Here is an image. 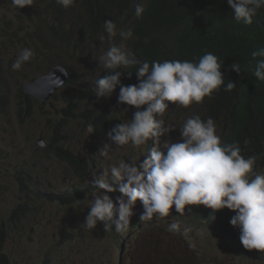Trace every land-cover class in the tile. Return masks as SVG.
<instances>
[{"label":"clouds","instance_id":"clouds-1","mask_svg":"<svg viewBox=\"0 0 264 264\" xmlns=\"http://www.w3.org/2000/svg\"><path fill=\"white\" fill-rule=\"evenodd\" d=\"M11 2L18 9L34 4V0H11ZM56 2L64 8H68L75 0H56ZM227 3L234 12V19L238 22L243 21L245 24H252L257 11L264 7V0H227ZM143 12L144 5L137 4L135 6L136 17L140 18ZM103 28L107 33L110 46L100 56L98 62L101 68L93 76L91 92L94 99L85 98L90 106H94L97 99L110 97L114 90L119 88L117 102L135 106L138 110L129 122L118 123L119 120H117V124L110 128L107 136L111 143H106L101 148L100 155L107 156L112 149V144L117 147L129 144L138 147L144 145L149 139L155 140V138L172 131L176 127L165 126L163 120L156 119L168 108L172 110L174 106H180L184 114L195 115L187 118L183 126L179 128L182 137L181 142L168 143L166 150L161 151L158 138L155 145L143 153L138 160H129L131 162L121 160L118 165L103 169L95 176H93L92 168V165L94 167L93 159L89 166L87 158L79 155L87 160L88 169L92 172L90 179L93 178L92 184L97 188L91 189L86 196L98 190L92 194L93 199L87 205L90 211L81 227L91 231L99 221L103 223L105 231L108 232L113 229L114 225L115 234L124 235L121 238L122 242H124L125 236L128 237L127 239H132L135 234L137 243L140 239L150 237L151 233L158 238L165 237L166 240L170 241V246L173 242L182 244L180 250H174L175 248L172 246L171 248L173 249V256L177 257V254H181L183 259H186V256L192 258L195 250L203 253L201 247L189 241L187 232L196 227L198 230L204 228L207 237H212L209 236L212 233L211 235L214 236L212 238L218 239L222 246L229 248L239 264H255L257 261L264 260V167L257 165L255 156L248 158L242 156L238 144L221 145L220 136L217 134L219 130L215 121L211 117L203 118L199 113V108L193 106L194 102L201 106L204 98L206 96L211 97L212 93L219 90L221 86H224L225 91H231L235 87L233 81H229L225 85L224 75L221 71L222 61L215 54L208 52L200 57L198 62L188 60L153 61L151 64L147 61L142 62L125 45L126 40L133 37L131 28L120 30L118 33L116 24L112 20L104 21ZM118 36L123 40L120 45L111 42ZM99 40L103 42L106 38L101 35ZM33 56L34 52L31 49H22L12 63V69L14 71L20 70L22 65L32 59ZM251 56L256 60L253 75L258 80L264 81V48L252 51ZM257 57L260 59L257 60ZM132 66H138L135 73L139 83L127 85L121 82V76L124 72L115 71V69ZM56 67L63 70L65 78L62 84L48 96L49 99H55L54 95L61 89L65 91L64 86L70 70L61 62L60 64L56 63L47 72H41V75L37 73L32 79L22 81L19 87L23 93L38 101V104H44L48 98L39 99L25 92L23 89L24 82L34 83L38 78L50 74ZM230 67L237 73L241 70L236 63ZM102 69L112 71L100 77ZM127 73L129 76L132 74V72ZM3 89H0V92H4ZM84 90H89V88L84 87ZM81 91L83 92V90ZM86 94L87 92L84 96ZM142 106L146 107L142 108ZM80 109L76 111L77 114ZM107 111L113 116L109 110ZM58 118L59 116L56 119ZM55 123L51 125L53 126ZM66 123L60 128L63 127L64 129ZM106 130L105 126L102 133ZM38 146L43 148L41 151L45 157L60 159L44 153L47 148L44 141H38ZM262 147L264 149V144L259 147V150ZM63 162L65 161L63 160ZM256 171L258 174H255ZM25 172L24 175H20V171H18L15 177L16 181L18 176L21 177L22 183L27 184L28 189L30 176L28 172L27 174ZM122 180H126V183ZM75 181L77 185L81 184L76 179ZM71 188L79 187L67 189ZM115 191L122 195L117 196L114 203L108 193ZM137 203H142L143 211L131 218ZM192 205H204L212 209L213 213L223 208L233 210L235 215L231 217L230 224L235 227L230 231L231 234L222 237L214 235L212 230L207 227L199 225L191 227L185 223L189 217L182 225L187 211L189 213L192 211L191 207L186 209V206ZM170 213H172L171 216H169ZM149 223L151 224L150 227H148ZM143 230L145 232L142 235ZM126 232H128L127 235H125ZM176 233L182 234L185 239L175 240L173 234ZM112 242L114 244V240ZM162 243L167 245V243ZM206 244L204 242V247ZM128 247L133 248L131 242H128L127 250H129ZM114 248L118 251L116 245ZM121 249L122 247H120V253ZM108 258L111 260V257ZM105 261L108 259H104V263ZM205 261L204 264H208V260L205 259ZM116 263L118 264V262ZM196 264L201 263L198 261Z\"/></svg>","mask_w":264,"mask_h":264},{"label":"rangeland","instance_id":"rangeland-1","mask_svg":"<svg viewBox=\"0 0 264 264\" xmlns=\"http://www.w3.org/2000/svg\"><path fill=\"white\" fill-rule=\"evenodd\" d=\"M38 4L40 0H34L33 5L18 9L12 5L11 0H0V68L4 67L7 73L3 81L5 83L3 90L9 97L6 112L0 113V224L7 232L4 252L8 255L11 264H41L46 256L55 255L58 258L62 250L67 258L64 261L59 259L60 262L62 261L60 264H105L103 260L108 257L117 264L115 259L117 250L112 242L115 226L113 225V229L108 232L99 221L91 231L81 227L90 211L87 205L93 199L92 194L98 190L72 205H62L49 200V196L64 189L76 186L82 188L85 184L93 183V178L85 184L77 185L67 164L60 159L45 157L41 151L43 148L38 146V141L41 140L47 146L50 141L51 124L55 123L58 116L63 115L61 109L66 104L77 102V107H83L88 91L86 96H81V90L88 87L92 91L93 76L101 68L99 58L107 51L110 42L107 38L103 42L98 41L93 45V51L83 52L82 57L72 53L66 54L67 51L70 52L69 48L59 52L61 56L59 59L43 57L36 60L33 57L29 63L25 62L20 70L14 71L11 65L22 49L29 48L34 52L30 43L21 39L23 32L19 22L21 21L25 30L29 32L35 30L40 17L33 10L37 9ZM6 30L10 33L6 34ZM14 30L16 34L13 33ZM42 30L44 31V28ZM30 36L36 39L35 36ZM78 37L79 30L76 29L74 38ZM35 41L39 42L37 39ZM111 42L120 45L123 40L118 36ZM52 48L55 50L56 47ZM56 60L76 75L78 81L76 88L65 91L61 89L55 99L48 98L44 104H37L31 117H19L16 110V96L20 83L32 79L37 73L41 75V72H47L48 67L56 64ZM119 90L116 88L110 97L97 99L94 107L96 111L102 108L109 110L118 118L119 123H125L132 119L138 109L135 106L118 103ZM193 115L195 114H184L180 106H174L172 110L168 108L156 119L163 120L165 126L176 128L155 140L149 139L138 147H133L131 144L117 147L112 144L107 156H102L99 152L106 143H111L107 136L109 128L104 133L94 135L92 128L83 120H67L61 135L62 147L73 154L87 158L89 166L93 159L92 168L95 176L103 169L118 165L121 160L128 162L138 160L143 153L155 145L158 138L161 151L166 150L168 143L181 142L179 128ZM26 170L30 176L27 194L20 190L15 177L18 171L20 175H24ZM255 174L258 172L256 171ZM32 182L35 185L31 184ZM122 182L126 183V180ZM35 190L38 192L37 197L33 194ZM108 194L114 203L116 197L122 195L118 191ZM24 202L27 203L26 209L19 210L17 214L11 216L13 209ZM142 211V203H137L131 218ZM144 232L145 230L142 235ZM69 234L74 236L67 238ZM187 234L189 241L201 247L203 253L195 250L192 258L186 256V259H183L181 254L175 257L167 253L166 244L159 242V238L154 234L151 233L150 237L140 239L139 243L135 234L132 239H127L128 237L125 236L121 244L119 264H196L198 261L204 264L205 259L208 260V264H239L229 248L222 246L218 239L207 237L204 228L201 230H198V227L193 228ZM128 242H131L133 247L130 253L127 250ZM204 242L207 243L206 247ZM166 243L171 244L169 240ZM181 245L173 242L171 246L175 248L174 250H180ZM255 264H264V260Z\"/></svg>","mask_w":264,"mask_h":264},{"label":"trees","instance_id":"trees-1","mask_svg":"<svg viewBox=\"0 0 264 264\" xmlns=\"http://www.w3.org/2000/svg\"><path fill=\"white\" fill-rule=\"evenodd\" d=\"M137 4L144 5V12L140 18L135 15ZM33 11L40 17L36 29L29 32L24 29L21 21L19 25L23 32L21 39L30 43L31 48L36 52L33 56L36 60L43 57L59 59L61 57L59 52L68 48L70 52L67 51L66 54L72 53L78 57H82L83 52L90 53L93 51V45L100 41L98 39L101 35L107 38L103 28V23L107 20L114 21L118 33L128 28L133 30V37L127 39L125 45L142 62L147 61L150 64L153 61L165 60L198 62L205 53L215 54L223 63L221 71L225 85L233 81L235 87L231 91H225L224 86H221L212 93L211 97L204 98L202 107L195 102L193 106L199 108L203 118L211 117L215 121L221 145L238 144L242 156L245 158L255 156L257 165L264 167V149L262 147L259 150L264 144V81L258 80L253 75L256 60L251 56L252 51L264 48V7L257 11L252 24L236 21L227 0H75L68 8L57 4L56 0H40L37 9ZM76 29L79 30L77 39L74 38ZM5 32L10 33L9 30ZM13 33L16 34L15 30ZM30 35L35 36L39 42ZM52 47H56L55 50ZM56 63L60 64V61L56 60ZM234 63L240 66L239 73L230 67ZM137 67H121L115 71L124 72L121 82L127 85L138 84L135 73ZM50 68L51 66L47 70ZM109 71L112 70L102 69L100 77L109 74ZM127 72H132L131 76ZM4 77H7V73L2 67L0 89L5 87ZM77 82L76 75L69 70L64 89L76 88ZM86 91H88L86 97L93 100L94 96L90 90H83L81 96H84ZM16 97L19 117H31L33 109L39 102L23 93L20 87ZM8 104V95L0 92V113L6 112ZM78 109L80 108L77 107V102H72L61 110L63 115L59 116L52 126L51 139L44 153L64 160L73 178L79 183H86L92 175L87 160L62 147L63 127L60 126L68 119L78 117L92 128L93 134L96 135L102 133L105 126L106 129L114 127L117 124V117L110 115L106 109L96 111L94 106L88 104L87 99L86 104L77 114ZM21 179L17 177L20 189L26 193L27 184L22 183ZM91 189L97 188L91 183L82 188H71L55 193L49 196V200L62 205L73 204L83 199ZM33 193L38 196L37 191ZM26 207V202L17 205L12 216L19 210H25ZM189 207L192 211L190 213L187 211L182 225L189 217L185 222L189 226L207 227L214 235L222 237L229 236L230 231L235 227L230 224L231 217L235 215L233 210L223 208L213 213L212 209L204 205L186 206V209ZM150 226L151 224L148 227ZM127 234L128 232L125 233ZM211 234L209 236L214 237ZM115 235L113 245L118 249L116 262L119 264L121 238L124 235L118 233ZM66 237L71 238L73 234ZM6 238L7 232L0 224V264H11L9 257L3 252ZM173 238L185 239L180 233L173 234ZM166 241L165 237L159 238V242L166 243ZM166 247L168 253L174 255L171 246L166 245ZM128 248L129 253L132 252V249ZM66 257L65 252L60 251L58 258L55 255L46 256L41 264H60L59 259L62 258L64 261ZM105 264H114V262L108 258Z\"/></svg>","mask_w":264,"mask_h":264},{"label":"water","instance_id":"water-1","mask_svg":"<svg viewBox=\"0 0 264 264\" xmlns=\"http://www.w3.org/2000/svg\"><path fill=\"white\" fill-rule=\"evenodd\" d=\"M64 78L65 74L63 70L60 67H56L50 74L38 78L34 83L24 82L23 89L36 98L46 99L54 89L62 84Z\"/></svg>","mask_w":264,"mask_h":264},{"label":"bare ground","instance_id":"bare-ground-1","mask_svg":"<svg viewBox=\"0 0 264 264\" xmlns=\"http://www.w3.org/2000/svg\"><path fill=\"white\" fill-rule=\"evenodd\" d=\"M54 75H56V74H54ZM57 76V75H56ZM172 215V213H170V215L169 216H171ZM150 224V223H149Z\"/></svg>","mask_w":264,"mask_h":264}]
</instances>
